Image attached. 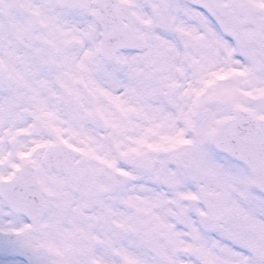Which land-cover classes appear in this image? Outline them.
<instances>
[{
  "label": "snow or ice",
  "instance_id": "snow-or-ice-1",
  "mask_svg": "<svg viewBox=\"0 0 264 264\" xmlns=\"http://www.w3.org/2000/svg\"><path fill=\"white\" fill-rule=\"evenodd\" d=\"M0 264H264V0H0Z\"/></svg>",
  "mask_w": 264,
  "mask_h": 264
}]
</instances>
